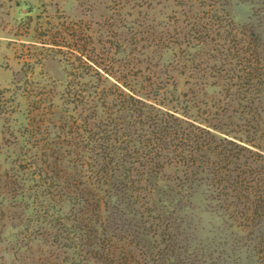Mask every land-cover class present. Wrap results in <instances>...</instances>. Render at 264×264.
I'll list each match as a JSON object with an SVG mask.
<instances>
[{
	"label": "trees",
	"instance_id": "1",
	"mask_svg": "<svg viewBox=\"0 0 264 264\" xmlns=\"http://www.w3.org/2000/svg\"><path fill=\"white\" fill-rule=\"evenodd\" d=\"M126 1L104 33L92 32L89 41L68 33L71 41L62 35L57 43L73 42L87 78L62 94L59 121L49 118L52 109L26 114L23 134L41 135L35 148L46 157L37 174L41 198L48 202L52 188L55 194L40 225L52 228L45 230L51 245L66 255L58 260L53 250L58 261L47 264H235L230 238L214 247L198 238V195L206 213L244 233L240 250L264 264V21L239 29L225 12L228 0H166L170 13L159 28L120 12L166 2ZM247 1L264 13V0ZM171 70L222 87L235 132L245 137L160 100L171 93L163 76ZM168 167L174 177L165 176ZM63 202L71 205L66 216Z\"/></svg>",
	"mask_w": 264,
	"mask_h": 264
},
{
	"label": "rangeland",
	"instance_id": "2",
	"mask_svg": "<svg viewBox=\"0 0 264 264\" xmlns=\"http://www.w3.org/2000/svg\"><path fill=\"white\" fill-rule=\"evenodd\" d=\"M120 1L0 0V264H47L48 258L57 262L66 256L61 253L62 249L56 251L51 245L46 234L52 233V228L40 225L43 222L40 216L46 206L53 205L50 198L55 194H52L53 188L50 189L49 203L41 198L37 174L40 167L46 168L43 164L46 157L39 148H35L41 135L35 139L23 134L26 114L34 107L39 108V115L43 117V113L52 109L49 118L59 121L65 109L62 94L67 92L72 82H84L87 78L77 69L80 62L75 61L72 54L73 42L62 46L57 43L64 41L62 35L71 41L68 33H77L81 39H87L85 41H89L92 32L97 35L104 33L112 22L109 18H119L114 8ZM128 1L131 3L132 0ZM167 4L158 8L127 7L120 12L121 18L135 23L143 21L146 25H158L160 28L164 17L170 13ZM224 9L239 29L264 21L263 18L259 22L264 13L258 3L228 0ZM107 18L110 20L108 23ZM262 51L264 57V42ZM163 76L171 93L159 99L167 97L165 101L169 108L197 122L214 126L223 133L245 137L235 132L239 130L238 119L234 117L232 108L226 105L222 87L210 86L213 79L204 85L201 80L178 70H171ZM225 108L228 110L224 111ZM34 162L38 165L36 169L30 168V163ZM175 173V167H168L165 176L174 177ZM43 189L46 191L47 187ZM194 206L199 239L206 244L214 243V247L230 238L232 258L238 261L235 264H262L254 254L240 250L237 240L243 238V232L225 227L221 220L205 212L202 196L195 198ZM61 210L63 215H68L70 203L63 202ZM242 242L247 243L244 239ZM53 250L60 253L58 260L51 256ZM219 252L221 250L217 249L212 253L213 258Z\"/></svg>",
	"mask_w": 264,
	"mask_h": 264
}]
</instances>
